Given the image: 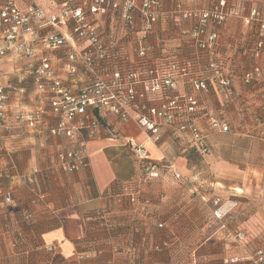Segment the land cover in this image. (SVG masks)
Returning a JSON list of instances; mask_svg holds the SVG:
<instances>
[{
    "label": "crops",
    "instance_id": "obj_1",
    "mask_svg": "<svg viewBox=\"0 0 264 264\" xmlns=\"http://www.w3.org/2000/svg\"><path fill=\"white\" fill-rule=\"evenodd\" d=\"M40 1L58 12L56 0ZM212 1L162 0L156 30L147 39L150 60L161 70L186 64L194 77L209 84V91L196 92L204 145L178 132L177 125L164 127L154 143L136 121L107 114L98 136L85 142L88 165L66 172L58 158L80 148L83 137L71 143L52 136L49 127L55 122L49 118L32 130L10 122L0 126V185L12 192L11 202L0 200V264H256L252 256L264 249V57L254 58L251 50L264 33L234 17L210 28L207 33L216 30L220 39L213 49L200 50L191 35L192 21L177 25L176 6L190 10ZM233 3L246 15L253 8L264 10V0ZM96 19L106 39L119 42L116 50L122 55L112 54V63L143 69L136 55L140 14L132 28L118 13ZM67 52L62 47L30 58L0 57V83L20 89L10 101L14 113L49 109L48 94L36 91L33 74L45 56L65 86L75 91L89 83L92 75L81 64L70 72ZM213 60L231 79L229 94L208 67ZM254 65L262 75L247 85L243 75ZM192 92L188 79L180 77L171 94ZM150 99L158 105L163 96ZM211 115L230 130H212ZM130 142L145 146L147 163L158 167L160 177L145 179ZM215 198L234 204L224 219L212 214ZM234 240L246 243L251 259L244 258Z\"/></svg>",
    "mask_w": 264,
    "mask_h": 264
},
{
    "label": "built area",
    "instance_id": "obj_2",
    "mask_svg": "<svg viewBox=\"0 0 264 264\" xmlns=\"http://www.w3.org/2000/svg\"><path fill=\"white\" fill-rule=\"evenodd\" d=\"M28 5L22 7L18 0H0V57L14 54L18 56H36L42 50L67 48L70 72L77 70L81 64L92 75L88 84L79 90L65 86L54 72L49 57L42 58L35 68L34 83L36 91L48 94L49 109L36 108L30 111L14 113L10 101L19 92L13 83H0V126L7 123L36 129L41 123L52 119L55 124L49 127L54 137H64L71 143L83 137L82 146L68 149L58 158L60 168L66 172L88 165L86 140L98 136L102 128V118L110 114L121 121L134 120L144 129L154 143L161 140L164 127L177 125L178 132L189 133L193 141L202 143L205 133L196 121L199 98L196 92L209 91V84L194 77L186 64L174 63L162 70L150 60L151 46L148 37L156 30L161 13L162 0H56L58 12L51 13L40 0H26ZM179 14L177 25L184 20L192 21L191 35L200 50H211L219 41L218 31L234 17L240 18L248 27L258 26L264 33V10L253 8L249 14L233 3V0H213L209 6L184 10L177 3ZM118 13L126 27L132 28L136 23V14L142 20V35L136 40V55L142 61L143 69H124L120 64L112 63V54L121 57L122 51L116 50L119 42L108 40L98 26L97 16ZM63 32L61 27H68ZM83 44L84 46H80ZM112 49L116 51L113 52ZM257 59L264 57V39L257 42L251 50ZM243 75V81L251 85L262 75V68L254 65ZM209 68L217 78L221 90L229 94L232 82L224 74L223 68L213 60ZM187 78L195 92L171 94L177 87L178 78ZM162 94L163 101L151 104V97ZM209 127L215 131H229L230 126L215 116H209ZM138 161L144 165L146 180L160 177L158 167L147 163V149L143 144L132 143ZM177 178L182 175L171 162ZM0 200L12 201V192L0 185ZM214 215L224 219L229 215L234 204H222L216 199ZM162 227V225H160ZM256 264H264V249H258L252 256Z\"/></svg>",
    "mask_w": 264,
    "mask_h": 264
},
{
    "label": "rangeland",
    "instance_id": "obj_3",
    "mask_svg": "<svg viewBox=\"0 0 264 264\" xmlns=\"http://www.w3.org/2000/svg\"><path fill=\"white\" fill-rule=\"evenodd\" d=\"M205 139V138H204ZM216 199H220V198H215V199H213L214 201H213V211H212V214L214 215V210L216 209V206H215V201H216ZM221 200V199H220ZM228 202H232V201H226L225 200V202L224 203H222V204H225V203H228ZM233 203V202H232ZM215 216V215H214ZM228 216V215H227ZM227 228V227H226ZM233 243H236V245H238L239 247H240V249H242V250H244L245 251V255H244V258H246V259H251V255L249 256L250 258H248V254L249 253H251V252H249V250H248V248H247V245H246V243H244V241H240L239 240V242L237 243L235 240H234V242ZM252 261V260H251ZM253 262V261H252Z\"/></svg>",
    "mask_w": 264,
    "mask_h": 264
},
{
    "label": "trees",
    "instance_id": "obj_4",
    "mask_svg": "<svg viewBox=\"0 0 264 264\" xmlns=\"http://www.w3.org/2000/svg\"><path fill=\"white\" fill-rule=\"evenodd\" d=\"M211 62V61H210ZM210 62H209V64H210ZM209 67V66H208ZM143 170H144V166H143Z\"/></svg>",
    "mask_w": 264,
    "mask_h": 264
}]
</instances>
